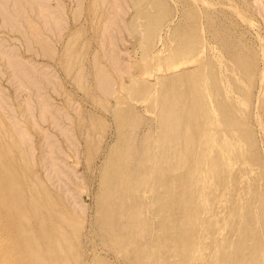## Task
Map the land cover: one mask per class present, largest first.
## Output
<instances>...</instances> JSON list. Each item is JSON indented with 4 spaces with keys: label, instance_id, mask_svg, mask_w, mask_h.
Here are the masks:
<instances>
[{
    "label": "rangeland",
    "instance_id": "rangeland-1",
    "mask_svg": "<svg viewBox=\"0 0 264 264\" xmlns=\"http://www.w3.org/2000/svg\"><path fill=\"white\" fill-rule=\"evenodd\" d=\"M0 172V264H233L264 242V0H0Z\"/></svg>",
    "mask_w": 264,
    "mask_h": 264
},
{
    "label": "bare ground",
    "instance_id": "bare-ground-1",
    "mask_svg": "<svg viewBox=\"0 0 264 264\" xmlns=\"http://www.w3.org/2000/svg\"><path fill=\"white\" fill-rule=\"evenodd\" d=\"M7 21V20H6ZM106 81V80H105ZM109 81V83L111 84V82H110V80H108ZM172 85L173 86H175L176 85V83L175 82H173L172 83ZM104 86V85H103ZM107 87L109 88V86H108V83H107ZM178 98V94H175V95H172L171 97H169L167 100V102H166V108H167V112H166V114L165 115H167L169 118L171 117L174 121H177V119H178V113H179V111H178V113L176 112V111H172L171 110V108H172V106H173V104H174V102L176 101V99ZM212 121H213V119H211V117H210V120H208L207 122V124L209 125H211V123H212ZM20 135V134H19ZM174 136L175 137H177V136H179V133L177 132V131H174ZM244 136V135H243ZM19 137V136H18ZM19 138H22V137H19ZM243 138V137H242ZM245 138H246V136H245ZM17 140V139H16ZM243 140H244V138H243ZM22 141V140H21ZM242 141V140H241ZM26 143H27V141H26ZM20 144V143H19ZM29 149V148H28ZM234 153H236V152H234ZM151 157V156H150ZM234 157V156H233ZM237 159V158H236ZM238 160V159H237ZM152 161V160H151ZM154 164V163H153ZM219 164V163H218ZM134 165V164H133ZM155 165V164H154ZM249 165V164H248ZM218 167V166H217ZM132 169H133V167H132ZM147 169V168H146ZM152 171H153V169H151ZM143 171H144V168H143ZM147 171H150V169L149 170H147ZM146 171V172H147ZM207 171V170H206ZM205 171V172H206ZM162 174V173H161ZM7 177L6 175H3L1 172H0V177ZM167 176H168V174H167ZM168 179H170V178H168ZM172 179V178H171ZM170 179V180H171ZM8 181V180H7ZM7 181H3L2 182V184H0V207H2V206H4V207H6V208H9V209H13L12 207H11V204L7 201V200H5V198H7V195H9V193H12L13 191L15 192L16 191V189L14 190L13 189V187L14 186H12L11 184H9ZM23 181V180H22ZM155 181V180H154ZM168 181V180H167ZM20 182V181H19ZM152 182V181H151ZM234 182V181H233ZM108 183V182H107ZM154 183V182H153ZM22 184V183H21ZM152 184V183H151ZM153 185V184H152ZM164 186V185H163ZM165 188H166V186H165ZM167 189V188H166ZM166 189H165V191H166ZM130 190V189H129ZM153 190V189H152ZM158 190V189H157ZM164 190V189H163ZM162 190V191H163ZM167 190H169V189H167ZM122 191V190H121ZM155 191V190H154ZM164 191V192H165ZM13 192V193H14ZM123 192H124V190H123ZM159 192H160V190H159ZM22 193H23V191H22ZM161 193V192H160ZM167 192H165L164 194H162V195H159V197H157L155 200H156V203H157V205H159L158 207H159V211H160V213L161 214H163L164 212L163 211H165V210H167L165 213H167V212H169V210H170V206L173 208V206H174V203H173V205H172V203H171V201L172 200H170V198H171V196H167V194H166ZM153 194V193H152ZM159 194V193H158ZM123 195V194H122ZM148 195V194H147ZM154 195V194H153ZM169 195V194H168ZM132 198V197H131ZM125 200V199H124ZM32 201H36V200H32ZM149 201H147V203H148ZM153 202V201H152ZM234 202V201H233ZM30 203V202H29ZM29 203H27V204H29ZM34 203V202H33ZM145 204V203H144ZM175 204H177L178 206H179V202L177 203H175ZM43 205V204H42ZM41 205V206H42ZM146 205V204H145ZM156 205V206H157ZM155 206V207H156ZM154 207V208H155ZM30 208V207H29ZM105 208V207H104ZM238 208V207H237ZM5 209V208H4ZM128 209V208H127ZM158 208H156V210H157ZM155 210V209H154ZM173 210V209H172ZM17 212H19V210L17 209V211H16V213ZM30 212V211H29ZM33 213H34V211H33ZM102 213V212H101ZM164 213V217H162V218H164V219H162L161 218V222H162V225H161V227H163V229L165 228V224H167V222H166V220L168 221L169 220V218H170V215H172V214H169V215H166ZM37 214V213H36ZM35 214V215H36ZM103 214V213H102ZM118 214V213H117ZM160 214V215H161ZM223 214V213H222ZM128 215V214H127ZM38 216H40V214L38 215ZM36 217V216H35ZM45 217V216H44ZM34 218V217H33ZM38 218V217H37ZM54 218V217H53ZM115 218V217H114ZM25 219H27V218H25ZM36 219V218H35ZM49 219V218H48ZM32 220V219H31ZM159 220V219H158ZM39 221V220H38ZM123 221V220H122ZM121 221V222H122ZM130 221V220H129ZM128 221V222H129ZM156 221V220H155ZM219 221H221V220H219ZM159 222H160V220H159ZM24 224V223H23ZM45 224H47V223H45ZM130 225V224H129ZM260 226V225H259ZM259 226L258 227H256L257 229H259ZM105 227H107V226H105ZM114 227V226H113ZM159 227H160V225H159ZM254 227V226H253ZM261 227V226H260ZM40 228V227H39ZM104 228V227H103ZM108 228V227H107ZM134 229V228H133ZM138 229V228H137ZM162 229V230H163ZM106 230H108V229H106ZM241 230V229H240ZM261 230V229H260ZM210 231V230H209ZM253 231H255L254 230V228H253ZM60 232H61V230H60ZM109 232V231H108ZM262 232V231H261ZM254 233H256V232H254ZM254 233H252V235L254 234ZM257 234V233H256ZM260 234V233H259ZM153 235V234H152ZM155 235V234H154ZM250 235V234H249ZM258 235V234H257ZM31 236V235H30ZM52 236V235H51ZM260 236H262V234L261 235H259L258 237H260ZM263 236H264V234H263ZM262 236V237H263ZM168 237V236H167ZM247 237V236H246ZM249 237H251V236H249ZM261 237V238H262ZM254 238H256V236L254 237ZM199 239V238H198ZM62 241V240H61ZM162 241V240H161ZM198 241H200V240H198ZM253 241V240H252ZM189 242H191V240L189 241ZM216 242V241H215ZM262 242V241H261ZM158 244H160L159 242H158ZM239 245L237 246V248L238 247H240L239 248V251L241 252V254H242V258H239L238 259V257H237V259L238 260H236L233 264H264V242H262V243H258V242H256L255 241V239H254V242H252L251 243V245L248 247V246H246L247 244H246V242H244V244L243 245H241L240 246V242L238 243ZM236 246V245H235ZM158 247V246H157ZM215 248H220V245H216L215 246ZM250 248V249H249ZM31 251V250H30ZM246 251H249V252H246ZM146 254H147V252H146ZM139 256H140V254H139ZM143 256V255H142ZM147 257V256H146ZM145 257V258H146ZM142 258H140V260H141ZM184 259H185V257H184ZM143 262V261H142ZM146 262H148L147 261V259H146ZM204 262H206V261H204ZM140 264V263H139ZM144 264H146V263H144ZM148 264V263H147Z\"/></svg>",
    "mask_w": 264,
    "mask_h": 264
}]
</instances>
